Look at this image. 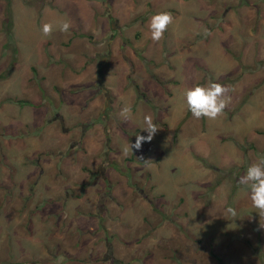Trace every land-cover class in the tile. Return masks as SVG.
<instances>
[{
  "label": "rangeland",
  "instance_id": "1",
  "mask_svg": "<svg viewBox=\"0 0 264 264\" xmlns=\"http://www.w3.org/2000/svg\"><path fill=\"white\" fill-rule=\"evenodd\" d=\"M210 82L230 102L196 119ZM260 157L264 0H0V264H264Z\"/></svg>",
  "mask_w": 264,
  "mask_h": 264
},
{
  "label": "clouds",
  "instance_id": "2",
  "mask_svg": "<svg viewBox=\"0 0 264 264\" xmlns=\"http://www.w3.org/2000/svg\"><path fill=\"white\" fill-rule=\"evenodd\" d=\"M173 23V17L169 12H158L153 15L149 22V31L153 42H160L164 38V33ZM71 24L63 21L58 24V30L62 33H68ZM53 24L45 23L42 26V34L45 37L51 35ZM229 89L218 82H210L206 86H195L186 89L183 98L187 110L196 119L207 118L215 120L221 116L230 102V97L226 94ZM132 113L131 105L126 104L120 112V116L125 120H129ZM144 132L146 136L138 135L135 143H131L130 149L125 148L124 154L127 155L129 150H140L144 142H151L158 128L153 123L151 116L144 117ZM239 183L245 187L248 192L251 206L254 212L259 216L260 221L264 220V157H260L256 162L250 164L246 172L239 178ZM233 215L235 211L228 209ZM264 226V225H262Z\"/></svg>",
  "mask_w": 264,
  "mask_h": 264
},
{
  "label": "trees",
  "instance_id": "3",
  "mask_svg": "<svg viewBox=\"0 0 264 264\" xmlns=\"http://www.w3.org/2000/svg\"><path fill=\"white\" fill-rule=\"evenodd\" d=\"M7 12H9L8 10H7ZM8 14V13H7ZM8 16V15H7ZM7 23H6V28H7V30H8V25L10 24V20H9V16L7 17ZM209 254L215 259V260H217V261H219V262H221V260H220V258H219V256L217 255V254H215V253H213V252H209Z\"/></svg>",
  "mask_w": 264,
  "mask_h": 264
}]
</instances>
